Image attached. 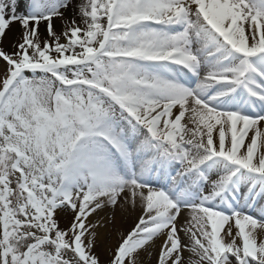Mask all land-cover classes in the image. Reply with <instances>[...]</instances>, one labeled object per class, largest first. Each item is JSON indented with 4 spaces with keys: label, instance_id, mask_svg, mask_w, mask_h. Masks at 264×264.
<instances>
[{
    "label": "snow or ice",
    "instance_id": "6c2138e0",
    "mask_svg": "<svg viewBox=\"0 0 264 264\" xmlns=\"http://www.w3.org/2000/svg\"><path fill=\"white\" fill-rule=\"evenodd\" d=\"M0 264H264V0H0Z\"/></svg>",
    "mask_w": 264,
    "mask_h": 264
},
{
    "label": "bare ground",
    "instance_id": "6f19581e",
    "mask_svg": "<svg viewBox=\"0 0 264 264\" xmlns=\"http://www.w3.org/2000/svg\"><path fill=\"white\" fill-rule=\"evenodd\" d=\"M9 38H11V34H10ZM6 43H7V41H6ZM133 224H134V218H133V217H129V218L127 219V221L124 222L123 227H124L125 229H129L131 226H133ZM106 239H107V238H106ZM111 239H112V242L114 243V242H115L114 237L111 238ZM105 256H106V254H105Z\"/></svg>",
    "mask_w": 264,
    "mask_h": 264
},
{
    "label": "rangeland",
    "instance_id": "374dc122",
    "mask_svg": "<svg viewBox=\"0 0 264 264\" xmlns=\"http://www.w3.org/2000/svg\"><path fill=\"white\" fill-rule=\"evenodd\" d=\"M9 39H11V38H9Z\"/></svg>",
    "mask_w": 264,
    "mask_h": 264
}]
</instances>
